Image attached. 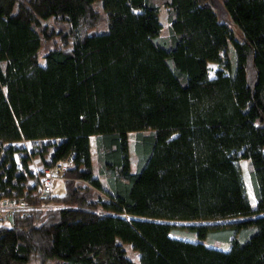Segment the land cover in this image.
Instances as JSON below:
<instances>
[{
    "label": "trees",
    "instance_id": "1",
    "mask_svg": "<svg viewBox=\"0 0 264 264\" xmlns=\"http://www.w3.org/2000/svg\"><path fill=\"white\" fill-rule=\"evenodd\" d=\"M95 1L0 0V264H264V0Z\"/></svg>",
    "mask_w": 264,
    "mask_h": 264
},
{
    "label": "rangeland",
    "instance_id": "2",
    "mask_svg": "<svg viewBox=\"0 0 264 264\" xmlns=\"http://www.w3.org/2000/svg\"><path fill=\"white\" fill-rule=\"evenodd\" d=\"M219 2L223 3V0H218ZM94 6L99 8V9H103L102 7V0H96L94 3ZM214 10L216 12L218 11H223L222 7H213ZM160 19L163 22V29H162V34L163 35H167L168 34V23H169V19H168V10L164 5L160 6ZM225 18H231L229 17L228 14H225ZM229 23V22H228ZM232 24L231 28L234 32V36L236 39L239 40H244V35L242 33V30L236 26L235 24H233V22H230ZM107 27L105 26V29ZM229 52L232 56V58H234L235 53H234V48L231 45L229 47ZM44 58H42V63H44ZM211 70H210V74L214 75V71L216 68H218V64L216 62L210 61L209 62ZM135 137H136V133L135 132H131L129 133V139H130V144H131V156H132V161L134 163V161L136 160V155L134 153V141H135ZM27 144L30 145V142L27 141ZM96 148H95V139L94 137L91 138V151H92V159L93 162H96ZM34 167H38V159L34 160ZM238 164L240 167V171H241V176L243 179V183L245 186V190H246V194L248 196V198L251 200L252 203H255V196H254V192H253V188H252V184H251V179H250V169H249V163L248 160L246 158H242L238 160ZM101 181L102 183L106 186L108 185L107 183V178L105 176L101 177ZM65 190V184L64 181L61 180L57 183V185L53 188V190L49 193H61ZM173 223V228H172V235L174 236H178V237H183L186 239H196L197 236L191 232H189V230L186 227V224H189L190 221H186V220H173L171 221ZM207 244L210 245H216L218 247H222V248H227L228 247V243L227 242H222L219 240H213L210 237L205 238L204 240ZM127 248H128V252L131 255L132 259L134 260L135 264H140V260H139V254L138 252L132 247V245L130 243H127Z\"/></svg>",
    "mask_w": 264,
    "mask_h": 264
},
{
    "label": "built area",
    "instance_id": "3",
    "mask_svg": "<svg viewBox=\"0 0 264 264\" xmlns=\"http://www.w3.org/2000/svg\"><path fill=\"white\" fill-rule=\"evenodd\" d=\"M73 156L69 154L63 159H59L52 165L36 167L37 175L41 183V194L50 193L57 183L66 177V169L72 163ZM24 199L17 202H10L6 199H0V221L12 220L17 209L26 208Z\"/></svg>",
    "mask_w": 264,
    "mask_h": 264
},
{
    "label": "water",
    "instance_id": "4",
    "mask_svg": "<svg viewBox=\"0 0 264 264\" xmlns=\"http://www.w3.org/2000/svg\"><path fill=\"white\" fill-rule=\"evenodd\" d=\"M209 1V4L212 6V7H222L223 8V11L221 12V11H218V12H216L217 13V15H218V17H219V20L221 21V22H226L227 24H229L230 26H232V24L230 23V22H233V24H235L236 26H238L236 23H235V21L233 20V19H231V18H228V19H226L225 18V14H228V16L229 17H231V15L229 14V12H228V10L226 9V7H225V4H224V2L223 3H221V2H219L218 0H208ZM229 22V23H228ZM239 27V26H238Z\"/></svg>",
    "mask_w": 264,
    "mask_h": 264
}]
</instances>
